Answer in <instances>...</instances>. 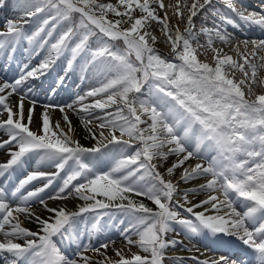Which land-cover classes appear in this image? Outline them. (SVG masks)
<instances>
[{"label":"snow or ice","instance_id":"6c2138e0","mask_svg":"<svg viewBox=\"0 0 264 264\" xmlns=\"http://www.w3.org/2000/svg\"><path fill=\"white\" fill-rule=\"evenodd\" d=\"M5 8L21 15L0 24V57L22 42L44 57L0 77V264H237L170 255L181 234L237 243L264 264V39L236 35L264 31V0L255 10L244 0H0ZM153 25L170 55L154 46ZM69 199L82 203L49 204Z\"/></svg>","mask_w":264,"mask_h":264},{"label":"bare ground","instance_id":"6f19581e","mask_svg":"<svg viewBox=\"0 0 264 264\" xmlns=\"http://www.w3.org/2000/svg\"><path fill=\"white\" fill-rule=\"evenodd\" d=\"M168 3L172 4L174 2V0H167ZM191 2V1H189ZM244 3L249 7L250 10H254V8L256 9V3L255 0H244ZM240 5V4H239ZM258 6V5H257ZM240 7H238L239 9ZM170 10L169 16L171 17V9L168 8ZM168 10V11H169ZM242 10V9H241ZM21 15L20 12L18 11H13L9 8H5L4 10L0 11V21L1 18L3 16H6L7 19L9 18H15L17 16ZM39 20V16L37 17H31L29 18L28 24L26 25V28H28L30 25H33L35 23H37ZM173 21H176L175 18H172ZM182 26H184L183 24H181ZM210 25V22H209ZM202 27L201 23L199 20L196 21V29L199 30ZM155 29V28H154ZM236 35L238 37H240L239 35H242L244 37H240L241 39L243 38H248V39H264V31H261L258 28H250V29H244L243 32L241 31H237ZM163 37L162 34L159 32V37ZM158 37V38H159ZM199 40L200 42H205L206 41V37H202L199 36ZM158 41V40H157ZM164 45V44H163ZM216 47L218 48H223L225 51L230 52V47L223 45V44H216ZM28 48V45L25 42H22L21 45H19L17 47V50L15 52V54L12 56L11 60H7L5 63L3 61H0V77H4L7 79H11L13 77H15L21 66L24 63H28L29 59H30V63L31 65H33L34 63L37 64L43 57H44V53L41 52L40 55L38 56H33L31 58H29L28 52L25 51V49ZM201 51V55H200V59L202 61L207 60L209 62H211L212 60V54L209 52H204L203 49L200 50ZM14 58V61H12V59ZM4 60V59H3ZM9 63V64H8ZM22 63V64H21ZM78 81H76L75 78H73L72 80H70L68 82V88L69 90H73L75 88V84ZM47 82L44 83V87L46 88ZM69 98V93H61L60 94V101H66ZM13 99H15V97H13ZM40 101L41 103L45 102V97L43 95L40 96ZM42 111L41 107L38 105L36 108V115L37 117L39 116V113ZM73 122L77 125L78 128V136L79 138L82 140V142H86L88 143V145L91 144V141L87 140L85 137V132L84 130L81 128L79 121H78V117L76 115L73 114V116L71 117ZM53 119L55 120H59L60 119V113L59 112H55L53 113ZM171 162V161H170ZM179 177V172L176 173V178ZM203 181L198 180L195 181L194 183L199 184L202 183ZM192 186L191 183L188 185H184L181 184V187H190ZM198 199L202 198L200 196L197 197ZM51 206H56V205H60V206H66L68 209L70 210H74L73 208L79 206V202L78 200H73L70 199L66 202L63 203H56V202H50L49 203ZM37 212H40L41 215L47 216L48 213L43 212L42 209L36 205V207L34 208ZM202 209H197V211H200ZM22 220V219H21ZM23 225L25 227H28L30 229H36V225L35 223H31L29 222L27 219H23ZM3 237H0V240H2ZM192 244L189 245L187 243H183L182 245H177V247L173 250H170V255L173 256H178V257H192V256H198L201 259L204 258H210V259H214V258H219L221 255L227 256L229 259L231 260H235L240 261V259L242 258H246V263L247 264H255V259L254 256L252 255V253L249 252V250H246L244 248H242L241 246H239L237 243L231 244L230 245V249L227 248L226 246H223L219 243L213 242L212 239H205L203 237H196L191 239ZM239 247V250L237 252L232 251L233 248L231 247ZM182 248H185L188 253L186 254H182ZM237 248H235L236 250ZM223 252V253H221ZM243 254V256L241 257V255ZM95 258H99V257H95Z\"/></svg>","mask_w":264,"mask_h":264},{"label":"rangeland","instance_id":"374dc122","mask_svg":"<svg viewBox=\"0 0 264 264\" xmlns=\"http://www.w3.org/2000/svg\"><path fill=\"white\" fill-rule=\"evenodd\" d=\"M189 1H191V0H189ZM254 1V0H253ZM111 2L112 3H115L116 2V0H111ZM164 3L166 4V5H170V3H168V1L167 0H164ZM257 5H258V3L257 2H255ZM256 5V6H257ZM238 7H240V5L239 4H237V8ZM257 8V7H256ZM169 9L168 8H166L165 9V11H168ZM254 10H255V8H254ZM169 13H170V10L168 11ZM172 22L173 23H176V21H173L172 20ZM39 23H40V18H39V20H38V22L37 23H35V24H33V25H30L26 30L27 31H29V32H31V31H34L35 30V28L36 27H38V25H39ZM1 24V23H0ZM210 26V25H209ZM180 27H181V30H183V28H184V26H182V25H180ZM155 28V29H154ZM157 28H158V26L157 25H153V27L151 28V29H149L150 31H152V33H153V35H155L156 37H157V43L154 45L157 49H159L162 53H164V54H169L170 55V48H169V46L165 43V41H164V38L163 37H159V31L157 30ZM259 29V28H258ZM200 36H202V37H204V35H200ZM159 37V38H158ZM26 43V42H25ZM194 43V45H195V42H193ZM27 44V43H26ZM164 44V45H163ZM231 54H233V55H235L234 53H231ZM4 59V60H3ZM7 60H9L8 58H7V54H5V56H3V57H0V61H3L4 63L7 61ZM12 61H14V58L12 59ZM9 64V63H8ZM22 64V63H21ZM33 65H35V63L33 64ZM71 115V117L73 116V114H70ZM78 138H79V136H78ZM81 142H82V140H81ZM82 143H84V144H86V145H88V143H86V142H82ZM5 159V156L3 155V153H0V161H3ZM70 200V199H69ZM66 201H68V200H65V201H54V202H58V203H63V202H66ZM50 202H53V201H50ZM49 202V203H50ZM78 202H79V205L82 203L81 201H79L78 200ZM145 202H147V201H145ZM74 210H76L77 209V207H75V208H73ZM73 210V211H74ZM24 219V217L22 216L21 217V219ZM23 219H22V221H23ZM33 230H36V229H33ZM110 235H111V237H112V239L115 241V244H114V246L113 247H115V248H122V247H124V241H123V238L119 235V232L118 231H111L110 233H109ZM0 237H2V236H0ZM177 239H180V240H182L183 241V243H187V244H189V245H191L192 244V241L191 240H189V239H187V238H185V236L183 235V234H181V235H179L178 237H176ZM223 246H226L227 248H229L230 249V245H223ZM231 248H233V250L232 251H235V252H237L238 250H239V247H235V248H237L236 250H235V248L232 246ZM182 250V254H186V253H188V251L185 249V248H182L181 249ZM137 251V249L135 248V247H133L132 248V252H136ZM249 252L251 253V250H249ZM89 254H91V253H89ZM109 255H113V251H112V249L110 248L109 249V253H108ZM243 256V254L241 255V257ZM186 264H193V261H191V260H187L186 261ZM238 264H247L246 263V258L244 257V258H242V259H240V261L238 262Z\"/></svg>","mask_w":264,"mask_h":264}]
</instances>
